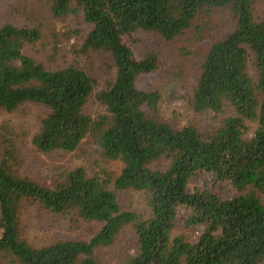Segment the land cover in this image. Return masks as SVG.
I'll return each instance as SVG.
<instances>
[{
	"label": "trees",
	"instance_id": "16d2710c",
	"mask_svg": "<svg viewBox=\"0 0 264 264\" xmlns=\"http://www.w3.org/2000/svg\"><path fill=\"white\" fill-rule=\"evenodd\" d=\"M257 1L52 0L55 15H79L87 25L84 49L112 59L114 76L95 94L105 109L95 116L83 111L96 85L87 71L73 64L48 68L27 54L25 47L40 37L35 25L0 26V109L26 103L47 109L31 139L38 151L72 152L91 137L102 157L121 163L116 176L76 167L47 187L19 175L20 134L3 124L0 257L15 264H99L97 250L130 225L137 251L124 264H264V18L254 17ZM213 8L227 9L233 25L208 45L193 83V110L221 114L203 134L193 124L176 127L160 118V91L138 81L158 71L159 57L138 53L132 41L139 31L171 40ZM202 172L234 195L221 198L208 184L189 191ZM124 190L144 194L146 213L121 208L115 192ZM27 202L100 229L88 240L33 247L20 237ZM181 212L183 225L197 228L194 240L174 233Z\"/></svg>",
	"mask_w": 264,
	"mask_h": 264
},
{
	"label": "rangeland",
	"instance_id": "374dc122",
	"mask_svg": "<svg viewBox=\"0 0 264 264\" xmlns=\"http://www.w3.org/2000/svg\"><path fill=\"white\" fill-rule=\"evenodd\" d=\"M254 17L264 18V0H258ZM35 25L40 31L37 41L25 47V52L48 68L77 65L87 71L96 81L93 93L88 97L83 111L95 116L104 111L95 94L104 89L114 76L111 57L103 51L84 49L87 25L79 15L68 13L55 15L52 0H0V26L4 23ZM233 25V17L225 8H213L201 14L183 34L165 40L155 32L139 31L134 35L132 46L138 53L154 51L159 57V69L153 74L141 76L139 86L157 89L162 97L159 115L173 126L193 124L201 133L212 132L218 125L219 116L198 113L191 106L193 83L200 73V62L208 45L227 34ZM249 73L253 75L250 67ZM47 109L39 104L26 103L14 111L0 109V127L8 124L20 136L16 147L20 156L19 175L32 181L53 187L65 172L81 167L88 175L106 169L116 176L121 168L117 160L102 157L91 137H86L72 152L53 150L38 151L32 137L38 132L40 119ZM248 137L251 136L249 132ZM162 163L159 164L162 166ZM212 174L199 173L188 185L189 191L202 189L208 184L221 198L234 195L227 184L213 183ZM111 188L112 185H111ZM117 200L124 210L146 213L145 196L140 191H116ZM184 213L177 217L179 227L175 234H184L194 240L196 227L183 225ZM20 237L33 247H40L57 240H88L99 229L97 222L84 221L73 213H53L36 203L23 204L19 213ZM137 241L130 225L125 226L114 243L96 252L99 264H124V260L136 253ZM0 264H15L0 257Z\"/></svg>",
	"mask_w": 264,
	"mask_h": 264
}]
</instances>
